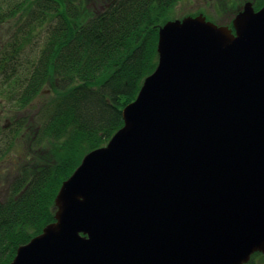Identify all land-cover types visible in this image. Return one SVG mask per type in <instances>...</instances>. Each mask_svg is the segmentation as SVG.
Here are the masks:
<instances>
[{"label":"water","instance_id":"1","mask_svg":"<svg viewBox=\"0 0 264 264\" xmlns=\"http://www.w3.org/2000/svg\"><path fill=\"white\" fill-rule=\"evenodd\" d=\"M157 64L10 264H247L264 256V6L166 22Z\"/></svg>","mask_w":264,"mask_h":264},{"label":"trees","instance_id":"2","mask_svg":"<svg viewBox=\"0 0 264 264\" xmlns=\"http://www.w3.org/2000/svg\"><path fill=\"white\" fill-rule=\"evenodd\" d=\"M178 1L108 0L84 19L81 0H0V27L8 30L0 103L20 115L0 127V160L21 139L27 149L0 200V264L54 222L61 184L123 126L122 109L154 71L158 30ZM247 264H264V256Z\"/></svg>","mask_w":264,"mask_h":264},{"label":"rangeland","instance_id":"3","mask_svg":"<svg viewBox=\"0 0 264 264\" xmlns=\"http://www.w3.org/2000/svg\"><path fill=\"white\" fill-rule=\"evenodd\" d=\"M108 0H81V10L84 19H87L97 14L102 8L101 5ZM254 0H179L170 10L167 15L168 21L181 20L185 17H195L202 15L206 21L213 23L216 26H228L230 21L239 13L246 3L253 4ZM253 10L254 6H252ZM6 30V31H5ZM8 30L5 25L0 27V45L6 40ZM106 79L103 77L101 82ZM96 87V85L94 86ZM47 98L52 92L44 90ZM42 101L37 99L29 108L28 115H31L36 105L39 106ZM19 114H13L6 111L2 103H0V127L12 121V118ZM14 124V122L12 121ZM26 142L22 139L16 143V148L13 154L0 160V200L6 198L9 193L10 183L16 174V166L23 157V152H27ZM26 158V157H25Z\"/></svg>","mask_w":264,"mask_h":264},{"label":"flooded vegetation","instance_id":"4","mask_svg":"<svg viewBox=\"0 0 264 264\" xmlns=\"http://www.w3.org/2000/svg\"><path fill=\"white\" fill-rule=\"evenodd\" d=\"M205 2H207V0H205ZM229 26V25H228Z\"/></svg>","mask_w":264,"mask_h":264}]
</instances>
